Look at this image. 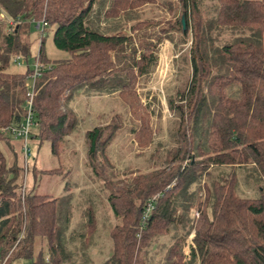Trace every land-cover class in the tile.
I'll list each match as a JSON object with an SVG mask.
<instances>
[{"label": "trees", "instance_id": "1", "mask_svg": "<svg viewBox=\"0 0 264 264\" xmlns=\"http://www.w3.org/2000/svg\"><path fill=\"white\" fill-rule=\"evenodd\" d=\"M213 2L206 14L200 0H0V264H95L100 227L109 250L96 264H264V0ZM155 7L170 18L144 17ZM32 25L41 31L36 54ZM151 26L158 31L148 33ZM48 35L65 56H48ZM165 42L177 55L178 83L165 96L174 125L166 147L153 123L158 101L152 96L158 108L151 109L138 91ZM30 59L44 68L35 82L31 151L48 143L61 158L80 131L75 105L83 97L116 95L126 110H111L104 125L83 132L91 177L111 211L101 224L90 201L87 219L72 228L70 189L58 197L27 190L35 158L25 169L21 142L2 133L26 115ZM128 115L136 147L153 151L149 170L119 179L108 149ZM240 177L252 194L240 191Z\"/></svg>", "mask_w": 264, "mask_h": 264}, {"label": "rangeland", "instance_id": "2", "mask_svg": "<svg viewBox=\"0 0 264 264\" xmlns=\"http://www.w3.org/2000/svg\"><path fill=\"white\" fill-rule=\"evenodd\" d=\"M164 0H156V3H161ZM201 6L204 12L207 14V10L214 3L213 0H200ZM151 7V6H149ZM208 8V9H207ZM154 11V12H153ZM153 13H147L144 17L152 18L156 21L162 18H170L166 11H161L160 9L153 10ZM148 12V10H146ZM205 14V15H206ZM29 39L32 45V51L36 54L39 47L40 32L37 29V25L30 26ZM158 31L157 26H151L147 32L155 33ZM229 39V36H222L220 40ZM190 46V42L186 43L184 49H187ZM45 48L49 57H59L65 56L64 53L59 52L53 46L51 36L48 35L45 38ZM159 58L158 63L153 73L151 79L138 90L140 93L141 101L144 104H150L152 108H158L156 103L152 104V96L158 101L159 110H155L153 123L156 127L161 128V135L159 140H162L166 145H172L173 140L171 138V132L173 128V123L169 119V112L165 103L166 92L170 94L175 93L174 87L178 85L176 81V67L174 59L177 56L172 44L165 42L158 52ZM29 65L33 64V59L28 60ZM23 67H16V70L21 71ZM147 91L150 93L147 94ZM85 97L77 101L75 108L77 115L81 120L80 131L76 133L69 139V142H66L63 146L61 152V158H55L51 155L50 146L48 143H45L40 148L36 144H32V154L35 158V165L38 170L35 169L33 172L32 164L30 162L28 167L27 174V190H31L36 194L40 195H51L53 197L62 196L67 189H70L71 193L74 196L73 199V214H72V228L84 222L85 218L82 215V212L90 205L88 202L92 201L93 206L96 212L97 223L101 224L102 221L109 217L111 211L105 202V197L101 192V183L98 180H95L91 177L90 168L85 159V151L83 146V132L85 129L91 128L94 125H104L107 122V118L113 113H118L125 115L126 110L122 107V104L117 98L116 95L105 98L106 100H92L86 99ZM154 105V106H153ZM99 111L98 114L95 112ZM112 110V111H111ZM111 111V112H110ZM158 111L160 116H157ZM110 112V113H109ZM102 113V114H101ZM108 113L110 115H108ZM101 114L100 116H98ZM132 122L129 115L126 119V126L122 131H120L112 144L108 149V153L112 158L113 164L116 169L119 170V179L123 177V173L139 169L142 172L149 170L148 157L153 151V147L149 149L139 150L136 147V144L133 142L132 135L130 134V126ZM16 149L19 147V141H13ZM32 143V142H31ZM19 156V153H18ZM11 157V154H10ZM19 165H23L21 156L17 159ZM61 169L59 172L51 175H43L39 173L43 169ZM70 169V175L66 178L65 172L63 170ZM147 168V169H146ZM32 170V171H31ZM37 178L34 180L33 176ZM240 179V191L244 194H252V191L246 187L245 183ZM23 185V184H22ZM93 195V197H92ZM109 212V213H108ZM100 238L99 243L101 248H96L92 251L93 263H98L109 250L108 244L109 239L107 237V231H102L100 227ZM155 251H150L146 256L148 261H153L155 257ZM150 259V260H149ZM12 264H27L23 260H18ZM152 264H156L153 262Z\"/></svg>", "mask_w": 264, "mask_h": 264}, {"label": "built area", "instance_id": "3", "mask_svg": "<svg viewBox=\"0 0 264 264\" xmlns=\"http://www.w3.org/2000/svg\"><path fill=\"white\" fill-rule=\"evenodd\" d=\"M10 26H13V23H10ZM16 64L18 66L21 65V62L18 58H16ZM43 66L36 61L33 64V71L30 74L28 81L29 84L27 86L26 91V115L20 125L14 127H7L2 130L4 135H9L15 140H19L22 144V156L24 160V167L26 169L28 160L31 157V144L30 138L32 137V131L36 127V122L34 118V108H33V100H34V90H35V82L39 78L41 71L43 70ZM25 185H23V188ZM152 210V207L149 206L146 210L144 218H147L148 214Z\"/></svg>", "mask_w": 264, "mask_h": 264}, {"label": "crops", "instance_id": "4", "mask_svg": "<svg viewBox=\"0 0 264 264\" xmlns=\"http://www.w3.org/2000/svg\"><path fill=\"white\" fill-rule=\"evenodd\" d=\"M105 98H106V97H105ZM105 98H99V99H98V98H96V97H90L89 99H91V101H92V100H95V101H96V100H99V102H100V101L103 100V99H104V100L107 99V98H106V99H105ZM86 99H87V98H86ZM86 99H84V100H86ZM98 112H99V111L96 110L95 114H98ZM101 114H102V113H101ZM101 114H99L98 116H100ZM94 126H100V124H99V125L97 124V125H94ZM94 126H92V127H94ZM92 127H91V128H92Z\"/></svg>", "mask_w": 264, "mask_h": 264}, {"label": "water", "instance_id": "5", "mask_svg": "<svg viewBox=\"0 0 264 264\" xmlns=\"http://www.w3.org/2000/svg\"><path fill=\"white\" fill-rule=\"evenodd\" d=\"M181 21H182V25H183V27H184L183 19H182Z\"/></svg>", "mask_w": 264, "mask_h": 264}]
</instances>
